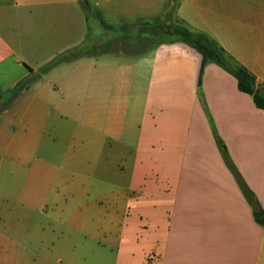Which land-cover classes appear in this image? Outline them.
<instances>
[{
	"label": "crops",
	"instance_id": "obj_1",
	"mask_svg": "<svg viewBox=\"0 0 264 264\" xmlns=\"http://www.w3.org/2000/svg\"><path fill=\"white\" fill-rule=\"evenodd\" d=\"M88 1L137 36H92L82 0H0L1 93L86 51L0 103V264H264V111L188 45H140L168 0ZM176 16L264 86V0Z\"/></svg>",
	"mask_w": 264,
	"mask_h": 264
},
{
	"label": "trees",
	"instance_id": "obj_2",
	"mask_svg": "<svg viewBox=\"0 0 264 264\" xmlns=\"http://www.w3.org/2000/svg\"><path fill=\"white\" fill-rule=\"evenodd\" d=\"M82 1L85 8L89 9V1ZM102 23L106 28H111L103 21ZM172 36L173 39L170 40L169 43H183L200 53L202 56L200 76H202L208 63H215L230 73L237 80L239 90L252 96L256 107L264 111V86L259 85L255 76L229 56L216 41L204 33L192 31L183 23L173 27ZM85 54L86 51L83 48L77 47L55 57L49 63L44 65L38 73L30 70L31 77L17 85V87L12 91L13 93L10 100L15 99L29 84L38 81L58 65L75 61L83 57Z\"/></svg>",
	"mask_w": 264,
	"mask_h": 264
},
{
	"label": "rangeland",
	"instance_id": "obj_3",
	"mask_svg": "<svg viewBox=\"0 0 264 264\" xmlns=\"http://www.w3.org/2000/svg\"><path fill=\"white\" fill-rule=\"evenodd\" d=\"M180 0H168L166 6L162 5L158 9L160 10L158 13V16L156 18H151L147 22L145 21H139L137 23V26L139 27L140 35L143 37L142 42L140 45L143 44H149V43H155V42H169L170 40L173 39L172 36V30L175 25H181L182 23L179 21V19L176 16V10L177 6ZM113 2L110 4L111 7L114 8ZM160 5V4H159ZM89 14H90V23H91V34L92 36H95V34L100 31V26H99V20L102 19L104 22H107L109 24H112L113 26L117 27L115 30H111L108 32V37L110 41H116L118 39H123L124 37L128 38L129 36L132 38H135L137 34L135 33L134 30H127V33H123V30H119L118 26H122L124 23H135V16L131 15H121L119 14L116 10L114 11H109L108 13H104L101 15L99 13L98 9L96 10L95 5L90 4L89 8ZM102 16V17H101ZM145 37V38H144ZM115 46H129L128 41H125L124 43H120ZM30 62V61H29ZM32 64V63H30ZM22 71H26L22 70ZM48 74V73H47ZM45 76V75H44ZM13 75L1 77L3 80V85L1 87L2 90H4V93L0 92V103L1 105L9 103L11 97H12V91L10 90L13 82ZM28 80V79H27ZM51 81L53 82V79L51 78ZM51 82V83H52ZM33 84V83H32ZM31 84V85H32ZM35 84V83H34ZM32 85V89H35V85ZM54 84V83H53ZM2 97V99H1ZM4 110V107H0V111ZM18 174L20 172L15 171L14 175V181H13V186H12V195L16 194L13 191L15 189H18V193H20L21 187L19 182L22 180V177H19ZM138 259V257H136ZM139 260V259H138Z\"/></svg>",
	"mask_w": 264,
	"mask_h": 264
}]
</instances>
